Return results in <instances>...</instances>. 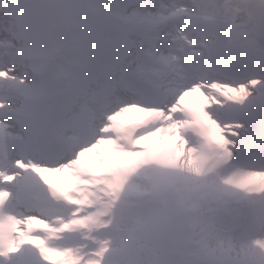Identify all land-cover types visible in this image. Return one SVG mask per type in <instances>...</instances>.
I'll return each instance as SVG.
<instances>
[{"label": "snow or ice", "instance_id": "6c2138e0", "mask_svg": "<svg viewBox=\"0 0 264 264\" xmlns=\"http://www.w3.org/2000/svg\"><path fill=\"white\" fill-rule=\"evenodd\" d=\"M0 264H264V0H0Z\"/></svg>", "mask_w": 264, "mask_h": 264}]
</instances>
